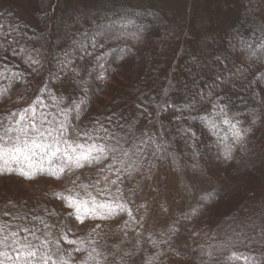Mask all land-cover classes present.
Here are the masks:
<instances>
[{
	"label": "trees",
	"instance_id": "16d2710c",
	"mask_svg": "<svg viewBox=\"0 0 264 264\" xmlns=\"http://www.w3.org/2000/svg\"><path fill=\"white\" fill-rule=\"evenodd\" d=\"M20 3L0 0V37L10 31L17 42L0 45V66L24 75L0 96V127L14 124L11 113L33 105L37 124L44 116L63 121L69 137L97 122L110 130L119 123L124 131L115 130L127 136L125 147L148 137L162 147L149 144L144 166L119 185L122 196L112 189L110 198L131 210L136 221L131 226L125 227L127 214L83 224L70 219L69 209L53 193L69 195L66 188L73 185L68 181L77 177L78 184L92 185L98 166L54 179L50 173L66 161L41 152L31 164L0 162L16 169L0 175V222L13 230L35 224L42 239L60 240L59 250L52 243L49 251L57 264L61 256L80 264L87 252L95 256L89 264H264V48L259 47L264 45V0H31L24 12ZM137 32L139 39L127 34ZM65 53L71 63L62 71ZM29 56L40 61V71L33 73L25 63ZM217 97L245 132L228 159L222 153L233 143L230 126L211 117ZM187 103L195 107L185 109ZM205 116L217 120L215 134L205 127ZM182 128H190L194 137L181 133ZM21 167L38 174L26 179L17 174ZM172 169L206 188L175 219L156 196V208L162 206L168 223L155 233H142L129 201L160 172ZM78 193L88 199L77 186L72 194ZM209 193L212 198L202 201ZM65 233L76 244L64 243ZM76 247L87 252L75 253Z\"/></svg>",
	"mask_w": 264,
	"mask_h": 264
},
{
	"label": "snow or ice",
	"instance_id": "6c2138e0",
	"mask_svg": "<svg viewBox=\"0 0 264 264\" xmlns=\"http://www.w3.org/2000/svg\"><path fill=\"white\" fill-rule=\"evenodd\" d=\"M126 23H133V21L128 20ZM3 27V25H0V30ZM127 34L134 39L140 38L138 32ZM10 37L11 32H6L3 37H0V45L10 46L17 43L15 38ZM83 46L81 45V47ZM17 47L20 46L17 44ZM245 47L250 48L251 45L246 44ZM259 47L264 48V45ZM12 51L13 54H16L15 48ZM20 51H23L22 47H20ZM25 63L32 67L33 73L40 71V61L33 60L31 56L26 58ZM59 63L62 71L67 70L71 63L69 53H65L64 60ZM73 77H75L74 70ZM4 79H7L9 84L7 87L0 85V96L7 95L12 81H22L24 75L18 71L6 70V66H0V80ZM52 99L58 101L61 98L53 96ZM183 107L192 109L195 104L187 103ZM211 108V117H221V122L230 126L233 143L232 145H226L222 154L225 159L231 158L235 145L242 144L245 132L238 127L241 123L239 120L233 123V120L228 117L229 105L223 102L221 97H217L212 102ZM62 115H66V113H62ZM9 119L14 120V124L0 127V162L7 164L11 160L17 163L29 162L31 164L32 158L38 152L45 153L50 157L61 155L66 164L57 171L50 173L54 179H63L66 172L70 174L85 166H98V178L92 185L78 184L79 177H77L76 180L68 181L73 185L71 189L66 188L69 195L65 196L60 192H56L53 193L54 198L63 202V206L69 209L67 216L76 223L83 224L88 219L96 218L106 220L121 214H127L130 218L129 221H125V227L136 223L127 204L120 203L117 199L110 197L114 195L113 188L121 196L123 195V190L119 185L123 183L126 174L130 175L144 166L147 156L145 149L149 144L155 145L157 150L161 149L162 145L156 144L155 137H148L147 140H141L137 145L125 147L129 143L127 136L121 135L120 132L115 130V128H119L123 132L124 127L117 123L115 128L110 130L100 122H97V125L91 130L74 132L73 136L69 137L65 135L69 125L63 121H50L47 116H44L38 125L33 105H29L20 113H11ZM108 119L111 122V118ZM202 120L205 127L215 134L217 120L210 118V116L202 117ZM180 132L193 137L195 135L190 128H182ZM82 138L83 142H81ZM62 144L65 147L61 148L60 145ZM149 165L151 166V161H149ZM13 171H16V169L5 168L0 165V175ZM17 174L26 179H32L38 172L31 167L28 170L21 167ZM77 186L88 196V199L78 198L79 193L77 195L72 194ZM92 192H95L96 195H92ZM210 198H212V194L209 193L201 199L203 201ZM195 212L194 209L193 214ZM4 215L9 214L5 213ZM20 219L24 220L27 217H21ZM31 219L43 224L45 230L49 228V225L44 223L40 217H32ZM96 227H99V225ZM71 231L72 229L68 228V232ZM38 233H40V228L36 227L35 224L19 226L13 230L11 224L0 222V264H57L52 255L49 254L50 244L54 243L57 250H59L61 241L52 242L47 238L42 239ZM47 235L48 233L45 231L44 236L47 237ZM61 239L66 244H76L75 240L67 238V233L62 235ZM94 251L95 249H93ZM73 252L80 253L87 252V250L76 247ZM233 258L234 256L227 259L231 260ZM94 259L95 256L92 252H87L86 256L81 258L80 264H89V261ZM59 264H71V261L61 256Z\"/></svg>",
	"mask_w": 264,
	"mask_h": 264
},
{
	"label": "rangeland",
	"instance_id": "374dc122",
	"mask_svg": "<svg viewBox=\"0 0 264 264\" xmlns=\"http://www.w3.org/2000/svg\"><path fill=\"white\" fill-rule=\"evenodd\" d=\"M30 1L21 0L20 10L22 12L31 5ZM64 92H66L65 88ZM192 177L177 172V170H164L141 189L142 195L134 198L132 203L129 201L132 211H138L136 214H139L140 223L144 227L142 233L146 230L155 233L156 228L165 226L168 223L163 217L164 214L161 213L162 206L160 209L156 208V196L157 200L162 199L161 204L168 205L167 207L170 209L169 216L173 219L179 217L196 202L199 194L205 190L206 185L204 183L197 184L198 179ZM144 188L148 190L145 191Z\"/></svg>",
	"mask_w": 264,
	"mask_h": 264
}]
</instances>
